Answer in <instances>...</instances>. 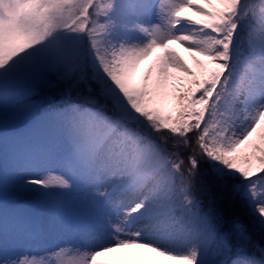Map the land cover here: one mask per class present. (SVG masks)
<instances>
[{
  "label": "snow or ice",
  "instance_id": "1",
  "mask_svg": "<svg viewBox=\"0 0 264 264\" xmlns=\"http://www.w3.org/2000/svg\"><path fill=\"white\" fill-rule=\"evenodd\" d=\"M7 125L0 264H264V0H0Z\"/></svg>",
  "mask_w": 264,
  "mask_h": 264
},
{
  "label": "rangeland",
  "instance_id": "2",
  "mask_svg": "<svg viewBox=\"0 0 264 264\" xmlns=\"http://www.w3.org/2000/svg\"><path fill=\"white\" fill-rule=\"evenodd\" d=\"M155 19V18H154ZM184 55H186L185 53H183ZM150 67H147V68H145L146 70H143V69H140V71H142V72H140V71H138L140 74H139V77H137L136 79H134V83L135 82H138L139 81V79H140V77H141V75L143 74V73H145L146 71H147V69H149ZM173 98H169V100L168 101H166L165 102V104H163V105H158L159 107H162L163 108V110H165L166 112L167 111H170V105H171V100H172ZM7 126H10V125H7ZM1 131V130H0ZM73 200H75V201H77V203H75L73 206H72V208H70V214L73 212V211H78V210H80V208H81V205L79 204V202H78V197H73ZM46 254V250H43V249H41V250H36V251H33V252H24V253H22V255H29L30 257L31 256H35V257H37V258H41V257H43L44 255Z\"/></svg>",
  "mask_w": 264,
  "mask_h": 264
},
{
  "label": "trees",
  "instance_id": "3",
  "mask_svg": "<svg viewBox=\"0 0 264 264\" xmlns=\"http://www.w3.org/2000/svg\"><path fill=\"white\" fill-rule=\"evenodd\" d=\"M50 94H52L53 92H52V90L49 92ZM49 93L47 94L48 96H49ZM50 97H52V96H50ZM233 205V204H232ZM233 207H234V205H233ZM230 210H231V206H230ZM238 211H240L239 209H238ZM239 214V216L241 217L242 216V213H238ZM264 240V239H263Z\"/></svg>",
  "mask_w": 264,
  "mask_h": 264
}]
</instances>
